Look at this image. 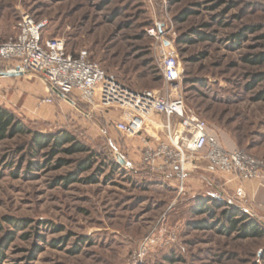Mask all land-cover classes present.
Listing matches in <instances>:
<instances>
[{
  "label": "rangeland",
  "instance_id": "1",
  "mask_svg": "<svg viewBox=\"0 0 264 264\" xmlns=\"http://www.w3.org/2000/svg\"><path fill=\"white\" fill-rule=\"evenodd\" d=\"M23 14L46 21L43 38H63L73 54L87 50L132 90L181 96L223 147L264 164V0H0V41L14 36ZM242 29L241 40L232 37ZM171 50L180 63L176 84L161 71ZM262 53L258 63L245 59ZM10 65L0 60V70ZM0 105L30 129L66 130L88 148L51 155V147L31 152L27 135L2 140L0 264H264V212L221 187L218 175L186 177L180 190L171 172L128 159L123 145L131 149L148 124L122 137L114 128L120 108L49 94L33 72L0 76ZM88 157L89 166L78 167ZM210 197L223 204L210 210L214 218L193 209ZM234 207L263 236L222 231V210Z\"/></svg>",
  "mask_w": 264,
  "mask_h": 264
},
{
  "label": "built area",
  "instance_id": "2",
  "mask_svg": "<svg viewBox=\"0 0 264 264\" xmlns=\"http://www.w3.org/2000/svg\"><path fill=\"white\" fill-rule=\"evenodd\" d=\"M45 24V20L38 21L23 14L14 37L0 41V60L11 64L7 71L33 72L49 93L72 103L79 99L91 107L120 108V119L114 123L122 137L138 135L153 113L164 117L162 123L150 122L162 128L163 137L147 134L155 143L151 145L147 141L142 161L151 171L175 173L180 190L187 174L196 168L195 157L202 150L214 170L226 176L227 183L233 179L256 180L264 186L262 161L243 149L223 147L216 136L208 133L204 120L186 111L181 96L166 97L154 89L132 90L98 63L90 61L87 50L73 54L66 49L63 38H43ZM162 61L164 80L176 84L175 81L181 79V71L175 51L168 52ZM50 100L51 97L46 98ZM234 192L238 197L245 196L241 187Z\"/></svg>",
  "mask_w": 264,
  "mask_h": 264
},
{
  "label": "trees",
  "instance_id": "3",
  "mask_svg": "<svg viewBox=\"0 0 264 264\" xmlns=\"http://www.w3.org/2000/svg\"><path fill=\"white\" fill-rule=\"evenodd\" d=\"M182 15L183 17L186 16L185 13H182ZM243 36L244 29L232 34V37L236 40H241ZM262 55L263 53L260 57L258 56V58H250L249 56H245V59L246 61L252 63H258L260 60H263ZM88 58L90 61H93L90 56ZM260 98H264V91L260 94ZM19 134L29 136V150L31 152H37L38 150L47 149L48 147H51L53 150L51 155L56 154V152L59 151H65L68 154H74L78 152H87L88 150V148L82 142L75 140L70 132L62 130L56 134H46L34 129H30L23 125L12 111L0 105V143L6 138H13ZM66 144L69 145L64 146ZM88 161L90 162V157L82 160L78 167L87 168L89 166ZM65 179L68 181V177H65ZM194 205L195 208L193 209L195 212L210 213L211 218H214L210 210L212 207H221L223 204L220 200L216 201V199L210 197L206 200L204 198H197V201ZM229 210L230 211H227V209L222 210V218L227 223L224 225L225 228L222 229V231L230 230L233 232V230H237L241 232L240 234L244 238L263 236V230L261 229V226L249 214L247 215L244 210L237 209L235 207L233 211H231L232 209Z\"/></svg>",
  "mask_w": 264,
  "mask_h": 264
},
{
  "label": "crops",
  "instance_id": "4",
  "mask_svg": "<svg viewBox=\"0 0 264 264\" xmlns=\"http://www.w3.org/2000/svg\"><path fill=\"white\" fill-rule=\"evenodd\" d=\"M23 75H25V74H15L13 76H2V77H11V78L15 79L16 77H20ZM45 90H46V92H48L46 89V86H45ZM120 115L118 118H116L114 120V122H116L120 119ZM162 118H163L162 122H164L165 118L164 117H162ZM172 121L175 122V118H172ZM147 124L149 125V130L147 129L148 127H146V125H145L144 126V127H146L144 129L145 132H143L139 135L138 139H136L135 143H133V146L131 149H130L129 144L126 143L123 145V150L127 154V157L130 161H132V160H134L135 162L136 161H139V162L142 161V155H143L142 150L146 146L147 141L151 145L155 143V140L148 138L147 134H150V135L156 134L159 137H163L162 128H157L154 125H151L149 123H147ZM114 128H115V124H114ZM115 130H116V128H115ZM195 165H196V168L193 169L191 172H189L186 177L197 176L200 179H204V180L208 181L212 178L213 175L216 177L218 175V178L220 181L219 184H221V187H225V188L228 187L229 189H231L233 191H235V189L237 187H241L243 189V192L245 195L244 197L247 199V202L250 203L252 208L254 210H257L258 213L264 212V186L261 185L260 182H258L256 180L239 181L237 179H233V181H231V183H227L225 181L226 176L220 174L218 171H215L213 166H211L208 163V161L205 159L203 150L200 151V153H198L197 156L195 157ZM172 174L175 176V180H176V174L175 173H172Z\"/></svg>",
  "mask_w": 264,
  "mask_h": 264
},
{
  "label": "water",
  "instance_id": "5",
  "mask_svg": "<svg viewBox=\"0 0 264 264\" xmlns=\"http://www.w3.org/2000/svg\"><path fill=\"white\" fill-rule=\"evenodd\" d=\"M15 74L16 73H12L9 71H0V75H3V76H13ZM117 160L122 165L127 164L126 160L124 158H122L119 154L117 155Z\"/></svg>",
  "mask_w": 264,
  "mask_h": 264
}]
</instances>
